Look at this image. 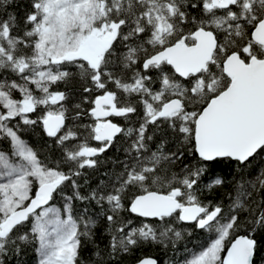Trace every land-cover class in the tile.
<instances>
[{"label": "snow or ice", "instance_id": "6c2138e0", "mask_svg": "<svg viewBox=\"0 0 264 264\" xmlns=\"http://www.w3.org/2000/svg\"><path fill=\"white\" fill-rule=\"evenodd\" d=\"M13 2L0 0V14ZM77 79L98 93L84 97L91 122L83 125L68 123L84 114L77 104L68 115V85ZM37 124L58 158L22 138ZM165 125L199 157L171 176L159 166L184 151L164 152ZM150 127L161 133L155 151ZM118 135L131 138L123 170L85 194L84 170L99 166ZM0 141L8 145L0 148V258L30 242L38 264H80L97 225L88 208H74L82 201L101 208L108 260L146 244L175 247L185 234L175 225L188 223L210 240L186 247L179 264H257L264 167L228 193L227 205L202 197L225 183L212 169L219 159L245 166L264 154V0H30L19 21L0 18Z\"/></svg>", "mask_w": 264, "mask_h": 264}, {"label": "trees", "instance_id": "16d2710c", "mask_svg": "<svg viewBox=\"0 0 264 264\" xmlns=\"http://www.w3.org/2000/svg\"><path fill=\"white\" fill-rule=\"evenodd\" d=\"M26 10H30V0H14L11 5L6 7L5 12L0 14V18L6 19L7 14L12 13L17 16L19 21V19L24 16ZM191 11L195 15L199 12V9H193ZM72 71H76L75 67L72 68ZM152 74L154 75V73ZM59 87L63 90L65 86L60 85ZM83 87L84 86L78 79L68 85V90L72 93L67 102L69 117L75 116V105L77 104L81 105V110H84V114L80 119L76 121L69 120V124L76 123L83 125L91 122L86 111L90 105L89 103L84 102V97L88 96L89 100H91L98 93H85L83 91ZM32 118L35 119L36 115L33 114ZM132 119H135V117H132ZM113 122L126 127L133 126L131 124H126L124 119L120 117L113 118ZM165 129L164 152H175L178 148L184 151V156L182 158L171 163L163 162L159 166L158 172H160V174L171 176L173 173H181L185 165H195L199 157L194 151L189 153L188 149L192 148L193 145L183 143V134L168 130L166 125ZM148 135H153V141L149 143V147L155 151L157 146L161 143V133L155 132L154 134L153 129L150 127ZM22 138L27 140L43 155H47L51 158L59 157L56 145L51 138L46 136L42 125L37 124L36 126L25 127L22 131ZM92 143L95 144L96 142ZM130 143L131 138L118 135L114 145L105 153L100 155L99 160L101 163L99 166L96 169L84 170L85 177H82L79 181L82 185V192L86 194L89 189L95 188L102 180L107 183L113 173H118L123 170L126 159L125 149L128 148ZM7 147L8 145L6 142L0 141V148L6 149ZM261 167H264V154L251 159L250 163L245 166H238L236 162L232 160L219 159L212 165V169L217 174H220L225 178V183L222 186L217 187L211 193L204 190L202 198L212 200L214 202H223L224 205H227L229 203L228 193H234V190L239 182H242V180H248L250 178L249 174L256 173ZM85 178L88 180L87 185L84 184ZM203 180L207 181L208 176H205ZM201 187H203V183H201ZM66 193L70 195L71 188L66 189ZM253 198H255V193L253 194ZM253 207H255V205H253ZM74 208L80 211L84 208H88L89 214L97 220V225L93 230L95 233L94 239L92 241H83V246L80 249V264H104V261H107V264H134L137 258L147 255L155 257L158 260V264H179V262L182 261L187 254L185 252L186 247L190 250H199L201 245H206V243L210 240L209 234L206 231L196 229L193 224L177 223L175 225L177 229L184 231L185 234L183 239L175 243V247H173L171 243L168 244L167 248L163 245L146 244L134 249L131 254H121L118 260H108V243L110 237L106 230V221L101 218L100 215H97L101 213V208L96 205L95 202L88 204L87 202L82 201H74ZM121 215L126 218L130 216L128 212H123ZM244 215H247V213L242 215V219ZM131 218L137 224L139 223V218H136L135 216H132ZM189 231L191 232L190 235L187 234ZM239 234H244V230L242 229ZM257 239L260 240L261 244H264V238L260 235H257ZM36 247L37 245L35 243L21 242L19 253L9 251L7 255L0 259L3 260V264H38L39 255L36 252ZM97 247L101 251L100 256L95 255ZM262 257H264V247H262L256 254L255 260L257 264H264Z\"/></svg>", "mask_w": 264, "mask_h": 264}, {"label": "water", "instance_id": "95a60500", "mask_svg": "<svg viewBox=\"0 0 264 264\" xmlns=\"http://www.w3.org/2000/svg\"><path fill=\"white\" fill-rule=\"evenodd\" d=\"M135 264V263H134Z\"/></svg>", "mask_w": 264, "mask_h": 264}]
</instances>
